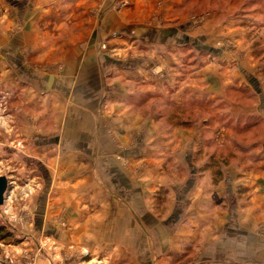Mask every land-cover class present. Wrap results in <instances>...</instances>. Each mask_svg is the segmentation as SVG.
Masks as SVG:
<instances>
[{"label": "crops", "instance_id": "obj_1", "mask_svg": "<svg viewBox=\"0 0 264 264\" xmlns=\"http://www.w3.org/2000/svg\"><path fill=\"white\" fill-rule=\"evenodd\" d=\"M125 1L17 0L7 18L0 85L16 93L40 181L37 237L6 252L16 264H264V94L233 102L217 49L205 67L202 48L183 51L181 0ZM222 102L220 120L202 115Z\"/></svg>", "mask_w": 264, "mask_h": 264}, {"label": "rangeland", "instance_id": "obj_2", "mask_svg": "<svg viewBox=\"0 0 264 264\" xmlns=\"http://www.w3.org/2000/svg\"><path fill=\"white\" fill-rule=\"evenodd\" d=\"M16 1L0 0V36L6 32L7 18L16 16ZM128 3L129 0L122 5ZM160 3L165 7L167 0H160ZM159 7L160 4L156 3L154 9ZM183 10L184 16L179 28L180 42L183 41L182 32H185L195 43L188 40L181 42L179 46L184 48L186 54L190 49L192 54H197L198 49L202 48L204 51L200 50V53H203L200 64L204 67L208 65L209 58L204 52L209 48L217 49L218 64L214 66L221 71L219 87L221 84L225 85V80L230 82L229 78L234 84L227 88L225 86L223 95L232 98L233 102H248L246 97L252 102L259 94H264V0H181L180 8L176 11ZM154 16L156 11H151V20L153 17L159 24L160 19ZM158 40L160 37L156 36L152 41L159 44ZM185 58V61L189 60L188 57ZM15 94L12 89L7 90L5 86L0 85V175H13L12 179L15 181L7 190V193L11 191L7 205H0L2 253H7L8 245H19L21 241H31L37 237L32 233V226L36 206L34 199L38 192L37 182L40 181V176L37 163L32 158L36 156L34 151L28 149L23 152V144L32 145L33 141L32 138L27 140L17 129L16 114L11 111L14 104L9 105L15 102L10 98ZM225 106L226 102L218 106L203 103L201 113L207 117L210 112L212 121H218L222 117L221 114H224ZM6 112L12 114L8 120L3 118ZM254 119L256 118H250L248 122L252 123ZM229 127L233 129L235 125L229 123Z\"/></svg>", "mask_w": 264, "mask_h": 264}, {"label": "built area", "instance_id": "obj_3", "mask_svg": "<svg viewBox=\"0 0 264 264\" xmlns=\"http://www.w3.org/2000/svg\"><path fill=\"white\" fill-rule=\"evenodd\" d=\"M8 195V194H7ZM8 197V196H7ZM6 194L2 205H7V199ZM6 211V210H5ZM84 253V252H83ZM0 264H16L14 260L8 255V253H2L0 251Z\"/></svg>", "mask_w": 264, "mask_h": 264}, {"label": "water", "instance_id": "obj_4", "mask_svg": "<svg viewBox=\"0 0 264 264\" xmlns=\"http://www.w3.org/2000/svg\"><path fill=\"white\" fill-rule=\"evenodd\" d=\"M7 178L4 175H0V205L3 204L6 188H7Z\"/></svg>", "mask_w": 264, "mask_h": 264}, {"label": "flooded vegetation", "instance_id": "obj_5", "mask_svg": "<svg viewBox=\"0 0 264 264\" xmlns=\"http://www.w3.org/2000/svg\"><path fill=\"white\" fill-rule=\"evenodd\" d=\"M10 177H11V176H10ZM13 183H15V181H13V180H7L6 194H8V193L10 192V191H9V192L7 193V190H8L9 187H10V188L12 187Z\"/></svg>", "mask_w": 264, "mask_h": 264}, {"label": "trees", "instance_id": "obj_6", "mask_svg": "<svg viewBox=\"0 0 264 264\" xmlns=\"http://www.w3.org/2000/svg\"><path fill=\"white\" fill-rule=\"evenodd\" d=\"M248 98V97H247Z\"/></svg>", "mask_w": 264, "mask_h": 264}]
</instances>
